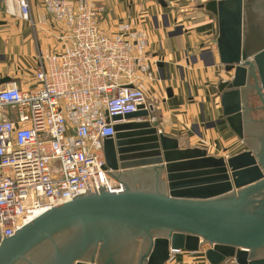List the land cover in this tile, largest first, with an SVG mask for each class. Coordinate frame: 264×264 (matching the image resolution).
Here are the masks:
<instances>
[{"label": "water", "instance_id": "water-1", "mask_svg": "<svg viewBox=\"0 0 264 264\" xmlns=\"http://www.w3.org/2000/svg\"><path fill=\"white\" fill-rule=\"evenodd\" d=\"M202 7L232 74L217 86L222 116L249 149L227 159L181 149L158 132L152 106L114 116L104 169L123 190L78 196L0 237V264H165L200 248L208 264H264V0Z\"/></svg>", "mask_w": 264, "mask_h": 264}, {"label": "built area", "instance_id": "built-area-1", "mask_svg": "<svg viewBox=\"0 0 264 264\" xmlns=\"http://www.w3.org/2000/svg\"><path fill=\"white\" fill-rule=\"evenodd\" d=\"M14 2L21 19L30 20L29 0ZM42 4L62 26L63 46L39 56L36 86L22 90L10 83L0 90L1 238L78 196L120 193L122 185L104 169L103 142L115 135L112 117L151 106L142 29L120 23L113 33L103 31L98 0Z\"/></svg>", "mask_w": 264, "mask_h": 264}, {"label": "crops", "instance_id": "crops-1", "mask_svg": "<svg viewBox=\"0 0 264 264\" xmlns=\"http://www.w3.org/2000/svg\"><path fill=\"white\" fill-rule=\"evenodd\" d=\"M209 1L98 0L105 9L100 28L110 34L117 24L126 23L146 33L153 78L145 82V95L158 132L177 139L181 149L200 148L227 159L250 145L237 139L222 116L217 86L232 74L219 63L216 18L202 7ZM29 5L30 20H23L14 0H0V80L10 79L0 90L10 83L22 90L36 86L39 56L62 49L60 23L42 0H29ZM6 114L15 117L11 109ZM165 264L208 262L200 248L197 253L171 254Z\"/></svg>", "mask_w": 264, "mask_h": 264}, {"label": "flooded vegetation", "instance_id": "flooded-vegetation-1", "mask_svg": "<svg viewBox=\"0 0 264 264\" xmlns=\"http://www.w3.org/2000/svg\"><path fill=\"white\" fill-rule=\"evenodd\" d=\"M41 248H42V249H41L42 251L46 249V247H44V246H42Z\"/></svg>", "mask_w": 264, "mask_h": 264}, {"label": "rangeland", "instance_id": "rangeland-1", "mask_svg": "<svg viewBox=\"0 0 264 264\" xmlns=\"http://www.w3.org/2000/svg\"><path fill=\"white\" fill-rule=\"evenodd\" d=\"M235 139H236V136H235ZM237 139L239 140V138H238V137H237ZM242 147H243V146H242ZM244 147L246 148V146H244ZM244 147H243V148H244Z\"/></svg>", "mask_w": 264, "mask_h": 264}]
</instances>
